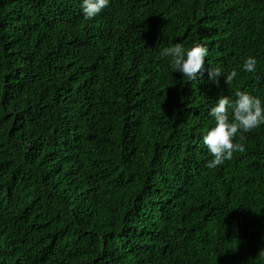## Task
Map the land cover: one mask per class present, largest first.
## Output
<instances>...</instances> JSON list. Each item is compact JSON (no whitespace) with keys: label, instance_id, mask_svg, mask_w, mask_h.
I'll return each mask as SVG.
<instances>
[{"label":"trees","instance_id":"1","mask_svg":"<svg viewBox=\"0 0 264 264\" xmlns=\"http://www.w3.org/2000/svg\"><path fill=\"white\" fill-rule=\"evenodd\" d=\"M0 264H264V0H0Z\"/></svg>","mask_w":264,"mask_h":264}]
</instances>
